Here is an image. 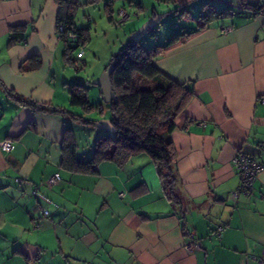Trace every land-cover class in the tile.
Returning <instances> with one entry per match:
<instances>
[{
	"label": "crops",
	"instance_id": "1",
	"mask_svg": "<svg viewBox=\"0 0 264 264\" xmlns=\"http://www.w3.org/2000/svg\"><path fill=\"white\" fill-rule=\"evenodd\" d=\"M59 1L0 0V141H15L10 152L0 149V264L264 261V170L248 193L232 198L240 183L235 153L264 162V0H77L74 6V25L88 36L94 22L89 8L99 5L111 25L118 12L128 13L120 25L136 23L128 35L172 9L194 26L153 60L162 73L160 83L169 78L193 88L167 133L176 152L182 213L165 196L146 154L120 165L102 161L92 172L64 167L65 129L73 130L76 143L78 137L68 121L85 123L32 109L8 93L80 113L69 102L74 78L56 30ZM204 4L230 14L198 28ZM81 8L87 9L86 24L77 18ZM18 26L24 39L10 42V31ZM223 27L231 31L224 33ZM95 113L84 116L96 118L90 125L106 130L97 124L109 116ZM75 156L89 160L92 150L80 153L76 147ZM54 173L61 179L50 186L46 181ZM219 225L224 227L216 235ZM191 235L197 245L188 250Z\"/></svg>",
	"mask_w": 264,
	"mask_h": 264
},
{
	"label": "trees",
	"instance_id": "2",
	"mask_svg": "<svg viewBox=\"0 0 264 264\" xmlns=\"http://www.w3.org/2000/svg\"><path fill=\"white\" fill-rule=\"evenodd\" d=\"M59 2L61 7L57 25L62 24L65 30L71 29L78 35L77 46L70 45L64 33L59 35L65 42L66 62L77 68L76 59L79 58L73 56V50L79 46L84 47L89 36L86 29L76 28L74 25L73 9L77 0ZM260 10L255 8L254 12ZM227 14L230 13L215 10L212 6L204 4L202 12L196 17L200 24L198 28ZM23 32V26L13 27L10 31V42L24 39ZM155 32V27L147 31L152 37L155 36ZM188 33L189 30L174 32L163 43H149L145 34L138 41L132 39L127 41L118 54L110 58L109 64L112 63L110 81L116 98L105 103V106L110 112L109 119L113 131L106 129L94 141L91 158L79 161L75 156L77 143L73 130L66 128L61 143L63 155L61 163L64 167L78 172H92L94 165L102 161L120 165L131 157L146 154L156 168L165 196L181 211L180 213L183 212L184 198L175 171V147L167 133L173 129V118L192 97L193 88L190 83H178L169 78L160 83L158 77L162 73L153 64V60L160 56L167 46ZM86 91L87 85L84 83H73L69 87L70 105L78 107L80 113L27 101L11 90H8V93L32 109L59 113L90 125L97 119L84 115L92 111L97 114L100 111V114H103V109L102 105L90 101Z\"/></svg>",
	"mask_w": 264,
	"mask_h": 264
},
{
	"label": "rangeland",
	"instance_id": "3",
	"mask_svg": "<svg viewBox=\"0 0 264 264\" xmlns=\"http://www.w3.org/2000/svg\"><path fill=\"white\" fill-rule=\"evenodd\" d=\"M99 6L89 8L91 10L94 22H91V27L89 29V38L83 47V57L78 59L79 65L78 67H74L73 65H68V71L71 73L72 77L70 82L72 84L75 83H84L87 85V96L90 101L95 104L102 105L103 114H110L109 110L105 106V102L102 100V95L99 94V87L92 84L94 80H96L99 75L104 70V67L109 64V60L113 55L118 54L120 49L125 45L127 41H129L130 35H128V31L130 27L136 26L135 24L127 26V24L120 26L118 22L121 19V15L117 14V18L115 24L111 25L103 16V10H98ZM103 9V8H102ZM87 11L81 8L78 11L77 18L81 20L82 23L86 24L85 20V12ZM193 16H197V11H190ZM181 17V12H175V10H170L163 16L160 21L155 26V36L152 37L148 33L145 35L147 41L149 43H163L165 39L171 36L174 32H181L183 30H189V28H193L194 26L189 23H184ZM85 21V22H84ZM126 20L124 23H126ZM145 22V21H143ZM142 22V23H143ZM129 23V22H128ZM140 23L138 27L142 24ZM137 27V28H138ZM78 49L73 50V56L76 58ZM95 90V96L92 91ZM69 93V90H68ZM96 114V113H95ZM100 111H98V116ZM97 115V114H96ZM101 115V114H100ZM68 126L75 128V131L78 134L77 137V148L80 153L84 151L92 150L93 153V145L94 141L100 134H103V129H99L92 125L80 124V126L75 125L74 122L68 121Z\"/></svg>",
	"mask_w": 264,
	"mask_h": 264
},
{
	"label": "built area",
	"instance_id": "4",
	"mask_svg": "<svg viewBox=\"0 0 264 264\" xmlns=\"http://www.w3.org/2000/svg\"><path fill=\"white\" fill-rule=\"evenodd\" d=\"M121 15V19L118 22L119 25H122L126 20H128L129 15L127 12L121 10L119 12ZM57 33L60 35V33H64L67 42L72 46H77L78 41V35L70 30H65L64 25L58 24L57 25ZM222 32L227 33L231 31V27H223ZM79 50L77 51V57L82 58L83 57V46L78 47ZM15 146V141L11 138L3 139L0 141V149L4 152H10ZM260 147L264 149V143H261ZM233 165L235 170L237 171L239 177H240V183L237 186L236 190L232 193V198H236L239 193H248L252 189L253 181L257 177L258 173L264 170V162H260L256 160L253 156L244 153L243 151H237L233 157ZM61 179L59 173H54L51 175L46 183L48 185H53L57 183ZM16 182H21V178H15ZM35 194V192H33ZM42 215L47 216L48 210H42ZM223 225H219L215 229V234L220 235L221 231L223 230ZM197 245L196 238L191 235L189 242L186 243L185 247L188 250L193 249ZM260 264H264V261H262V258L258 259Z\"/></svg>",
	"mask_w": 264,
	"mask_h": 264
},
{
	"label": "water",
	"instance_id": "5",
	"mask_svg": "<svg viewBox=\"0 0 264 264\" xmlns=\"http://www.w3.org/2000/svg\"><path fill=\"white\" fill-rule=\"evenodd\" d=\"M162 15H157L149 18L145 22H143L136 30H134L130 38L133 41H138L142 38L143 35L147 33L148 30L154 28L156 24L160 21ZM112 70V63H110L99 75V77L93 81V84L99 87V90L102 95V100L105 103H109L115 100V93L112 89L111 81H110V73ZM98 126L113 131V126L111 124L110 119L100 120L97 124Z\"/></svg>",
	"mask_w": 264,
	"mask_h": 264
}]
</instances>
